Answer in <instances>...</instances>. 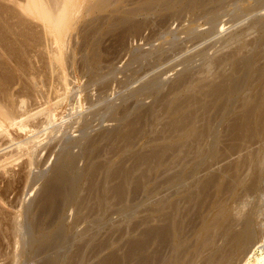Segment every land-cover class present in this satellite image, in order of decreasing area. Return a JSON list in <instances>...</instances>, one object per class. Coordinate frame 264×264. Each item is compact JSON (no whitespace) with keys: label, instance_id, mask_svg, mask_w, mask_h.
Masks as SVG:
<instances>
[{"label":"bare ground","instance_id":"obj_1","mask_svg":"<svg viewBox=\"0 0 264 264\" xmlns=\"http://www.w3.org/2000/svg\"><path fill=\"white\" fill-rule=\"evenodd\" d=\"M13 4L9 17L19 28L25 21L35 27L22 35L32 50L21 53L33 58L22 66L32 70V100L30 108L25 100L0 104L1 115L20 129L41 117L36 128L49 131L60 109L49 99L55 93L65 97L69 120L81 122L80 140L95 122L116 129L83 143L86 172L77 171V156L65 147L24 218L7 228L1 218L0 260L17 264L29 254L28 263L43 257L46 264H87L102 244L101 231L116 233L112 216L123 226L140 211L144 238L134 237L125 254L134 264H264V0ZM134 39L147 49L128 50ZM78 80L85 82L72 87ZM144 140L148 151L134 176L125 166ZM69 210L76 212L72 223ZM106 238L108 248L114 240Z\"/></svg>","mask_w":264,"mask_h":264},{"label":"rangeland","instance_id":"obj_2","mask_svg":"<svg viewBox=\"0 0 264 264\" xmlns=\"http://www.w3.org/2000/svg\"><path fill=\"white\" fill-rule=\"evenodd\" d=\"M10 1H12V0H10ZM10 1L9 2L1 1L3 3L0 2V9L2 11H4V10L8 11V13L6 15H4V13H6V12L2 13L4 15V17L1 16V13H0V18H1L0 19V104L1 105L3 104L2 106H6V107L8 105H11V104L18 107L20 105L19 102L21 100H25L27 108H30L32 97L30 94H28V92H29L30 88L32 87L31 81H30L32 70H29L26 68L23 69L22 66H31L33 63V58H32V54H30L29 56L21 57V53H23L24 51L26 52V51L32 50V45H31L30 40L28 39L27 41H25L23 39L22 35H24L23 32L24 33L25 32L30 33V30L34 31L33 28L35 29V27H34L33 22L27 21V22H30L27 24L25 21V24H24L25 27L22 25L19 28L20 24H19L18 19L16 17H14V18L9 17L10 11L12 10L11 12H13L14 11L13 9H15L14 6L12 7V5H14L13 3L14 2L16 3V1H18V0H14V2L12 1L13 3L12 2L10 3ZM4 4H6V5H4ZM211 5H213V4H211ZM226 7H227V5L224 6V8H226ZM1 10H0V12H1ZM168 23L172 24L173 21L170 20V22H168ZM2 25L6 26L5 29ZM173 28H175V27H173ZM179 28H177L178 31L180 30ZM37 29H39V28H37ZM226 33H228V31ZM226 33H224L223 35H226ZM147 34H148V31H146L144 33V36H146ZM72 38H73V36H72ZM74 39H75V37H74ZM74 39H72L73 43H75ZM142 44H143V42L141 43L138 41V39L136 41L134 39V42L131 41L128 43V50L131 48V50L133 51V49L135 50L137 47H140V46L142 47ZM207 45L208 44L206 43L203 46L196 48L195 50L206 47ZM135 46H137V47L134 48ZM142 49H147V47L146 48L142 47ZM195 50H193V49L190 50V52L183 55V57L195 52ZM213 51L210 52V55L214 53ZM68 53H70V52H68ZM221 54L222 53L218 54V56H220ZM128 55L129 54H127L126 56L124 55L120 59V61L116 62L115 65L119 66V67H117V69L123 68L128 63V59H129ZM216 55H214V56H216ZM194 66H199V63L194 64ZM179 68L181 70V67H179ZM177 71H179V69ZM176 73L177 72L175 71V74ZM66 74H67V72H66ZM175 74L173 72V75L170 77L169 81L167 82L168 85L175 79V77H176V76H174ZM121 78H122V76H119L118 80H120ZM72 82L74 83L72 85V87L73 86L77 87V86H81L82 84H84L85 80H78L77 82L76 81H72ZM114 85L116 87V84H114ZM115 87H114V89H115ZM132 87L133 88L137 87V85H135V86L133 85ZM53 94L55 95V93H53ZM58 94H57L58 96H61V93H58ZM115 94H117V91L114 92V95L110 96L109 100H113L115 98ZM54 95L50 94L49 99L51 101V98H52L51 103L58 105V107L60 109H57V111L55 113V124L52 125L53 126L52 129H49V131L48 130L41 131L42 130L41 128H39V130L36 128L37 123H41V121H42L41 117L39 119H37L35 122L30 120V119L25 120V122H27V121L30 122L31 125L26 123L27 128L26 129L25 128L20 129V128H18V126L14 125V124L12 125V123H9L8 121H6V119L3 117V115H1L2 113L0 111V220L2 218L1 221L3 222L5 228L10 226L13 219L24 218L23 214L26 211V209H25L26 206L29 204V202L31 200L33 202L34 194H36L37 190H39L46 183L45 180L49 179V176L51 173L50 170H52L51 168L53 167V165L56 162L55 160H57V158L62 156L60 154H63L62 153L63 151L65 152V149H66L65 147H67V150L69 149L68 150L69 152H70V148H71L70 153L77 156V161H76L77 171L79 173L86 172V168H87L86 165L88 164V161L86 163L87 158L83 154L84 153L83 149L85 147V145L83 143H86V145H87V143L94 140L92 138L96 137L95 140H97V139H99L98 136L101 137V135H103L105 132H108V131L113 130L112 134H114V130L116 129L115 123L114 124L112 123L109 125L104 124L102 126H97L98 123L95 122L92 124L93 127H91V129L86 132L87 133V139H86V137H84V139H86V141L84 139H83L84 141L80 140L81 139L80 136H82V134L79 131H80V128L82 126L79 124H81V122L77 123L76 120H74V119H72V121L69 120L70 117H68V114L70 113V108H68L67 104L65 103V97L63 98L61 96L62 97V99H61V98L54 96ZM53 99L56 102H54ZM59 101H62L63 103L59 102ZM58 102L62 103V104L59 106ZM151 102H152V100L149 99V100H146L144 102V104L149 105ZM81 109H84V104L81 106ZM62 118H64V119H62ZM64 122H66V123L70 122L69 124H72V125L66 124L67 125L66 126L65 124H63ZM73 122H74V124H73ZM32 124H35L34 129L32 128L34 126V125L32 126ZM65 135H69V136L66 137ZM85 136H86V134H85ZM32 137L34 138V140H32L33 141L32 143H30V144L25 143L27 140L31 139ZM68 138H69V141H68ZM70 138H71V140H70ZM72 138H74L75 140ZM77 139L80 140V142H78L79 144L76 143L78 141ZM64 142H69L68 143L69 145L64 143ZM71 142L77 144V147H76V145H74L75 146V148H74L73 144L72 145L70 144ZM143 142L145 143L146 141L145 140L142 141L136 147V148L139 147V150L136 149L137 151H136L135 155H137V156H135V157L133 156V158H131L130 162L125 166V168L127 167L128 170H131L132 175H134V173L138 172L136 169V166L138 168V164H139L138 163V159H139L138 157H140L139 155H143L146 152V151H143V149L148 151V149L146 148L147 142H146V145ZM14 144H16V145H14ZM17 145H20V146L22 145V146L17 147ZM70 145H71V147H70ZM142 145L144 146V148ZM78 146H80V148H78ZM81 148H83V149H81ZM140 148L142 149V151L140 150ZM138 152H139V154H138ZM31 160H32V163H30ZM132 164H133V166H135V164H137V165L134 168V167H132ZM134 170L137 172H134ZM136 175H137L136 176V178H137L138 175L140 177L141 174L139 173ZM136 199H137L136 201H139L138 198H136ZM138 210H140V209H138ZM141 211H143V210H141ZM73 212H74V210L73 211L69 210L66 213L68 216L67 222H69V223L70 222L72 223V221H73V217H74ZM74 213H76V212H74ZM76 215L77 214H75V216ZM139 215H141V217H142L143 214L140 211H139V213H136V211H135L133 218L138 217ZM24 216H25V214H24ZM141 217L139 216L138 217L139 219L136 218L135 219L136 222L134 221V219L130 222H128L125 219L128 223L127 226L129 228L128 230H126L125 229L126 224H127L126 222H125V224L122 223L125 226L120 225L121 221H123L122 220L123 218H120V216H118L116 214L113 215L112 216V222L113 223L111 222V224L115 227L112 226V229H114L116 227L118 229V230L116 229V231H115L116 233L113 232L114 230L113 231L111 230V232L114 233V234H112V233L110 234L112 236L111 240L112 241L114 240L112 242L113 245H111L112 243L110 242V246H108V248H107V244H105L106 242L104 243L103 241H105L104 239L106 237H107L106 241L108 238H109L108 240H110V238H111V236L109 235L110 232L108 234H106L105 229H104V231L102 230L101 232H103V233H100V235L103 238V240L101 239V241H98V243L102 242V244L99 243V248H96L95 250H97V249L99 250L101 248V245H104V244L106 245V246L104 245L106 247V249L103 246L101 248L102 250H100L101 253L98 252V250H97L95 254H91L92 256L91 257L89 256L87 264H103V263L104 264H107V263L108 264H113V263H115V264H134L131 262L132 258L130 261V258L126 259L125 257L129 251L127 249L130 248L127 246L130 245V243L133 240H135L134 237H138V238L140 237L139 239L136 238V240H139V241H141L142 238H144V235H142L144 233V231H143L144 225H143V223L142 224L140 223V225H139V222L142 220ZM71 219H72V221H71ZM137 220H138V225L136 224ZM106 222H107L106 220H105V222L103 221V223H102L103 227H108V223L106 226H104V224ZM141 222H143V221H141ZM120 226H121V228H118ZM136 226H137V228H136ZM81 227L83 228L84 225ZM81 227H80V229H82ZM140 227H141V229H140ZM107 230L108 229H106V232H108ZM126 231H128V232L125 233ZM141 232H143V233H141ZM108 235H109V237H108ZM98 239L100 240V238H98ZM128 241H129V244L127 243ZM96 245H98V244H96ZM13 250H14V245L12 247V251ZM12 251H11V249H4V252H7V253L10 252V254L12 253ZM125 251H127V252H125ZM92 257H94V258H92ZM95 257L97 258V260L95 259ZM106 257H108L107 260H106ZM27 258L29 260V258H30L29 254L27 257H21L20 259H18L17 264H44V263L46 264V260H47L46 258L44 260L43 257H39L38 259L36 258L35 261H33L32 263H30V262L28 263ZM105 260H106V262H105ZM109 260H111V261H109ZM0 264H14V263H12V261L7 258V259H1Z\"/></svg>","mask_w":264,"mask_h":264}]
</instances>
